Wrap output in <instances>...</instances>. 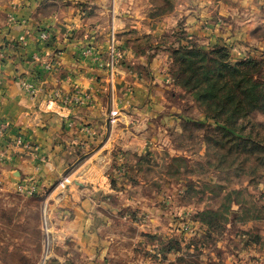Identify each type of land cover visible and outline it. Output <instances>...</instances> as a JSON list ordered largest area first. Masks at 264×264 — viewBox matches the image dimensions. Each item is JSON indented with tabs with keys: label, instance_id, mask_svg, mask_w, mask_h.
<instances>
[{
	"label": "rangeland",
	"instance_id": "374dc122",
	"mask_svg": "<svg viewBox=\"0 0 264 264\" xmlns=\"http://www.w3.org/2000/svg\"><path fill=\"white\" fill-rule=\"evenodd\" d=\"M61 3L111 31L122 56L100 67L127 85L110 100L128 104L139 80L143 102L119 104L125 120L92 145L100 178L81 167L91 153L67 170L84 210L76 228L72 215L51 219L48 190L0 182V264H264V0ZM189 45L208 52L207 75L180 61Z\"/></svg>",
	"mask_w": 264,
	"mask_h": 264
},
{
	"label": "crops",
	"instance_id": "0c3cea01",
	"mask_svg": "<svg viewBox=\"0 0 264 264\" xmlns=\"http://www.w3.org/2000/svg\"><path fill=\"white\" fill-rule=\"evenodd\" d=\"M61 2L0 0V47L4 51L0 120L10 123L6 135L0 139V152L4 155L0 162V182L5 188H11L19 185L17 182L34 179L37 189L48 190L47 208L51 219L56 217L55 212L65 219L72 215L73 220L64 222L67 227L76 228L84 210L77 204V189L71 185L75 182L77 169L66 176L67 170L78 164L83 152L91 153L81 167L85 166L86 176L101 177L93 170L98 168L91 164L92 159L98 157L92 156L97 149H92V145L99 139L102 143L109 133L112 135L111 123L125 120L123 116L112 115L119 111V104L122 107L129 104V112L131 107L136 112L143 102L140 95L145 87L139 80L134 82L133 97L128 104L122 100L117 103L116 98L110 100L113 92L117 95L120 92L119 86L122 89L127 85L124 78L118 83L112 82L105 76L104 66L100 67V61L109 52L107 43L111 31L98 34L106 24L104 20L94 26V22L100 21H95L92 14L84 12L86 18H83L85 16L77 13L73 6L65 10ZM90 4L84 5L86 10L93 7ZM111 28L115 35L119 34V21L113 19L109 30ZM44 31L51 33L49 39L41 38ZM87 48L91 49L89 55L83 52ZM52 61L56 62L57 68L48 70L45 65ZM19 77L41 86L43 91L37 99L23 91ZM55 90L66 93L73 100L69 103L49 101L50 93ZM81 91L92 92L94 99H84L86 93ZM77 94H80V101ZM146 105L144 118L155 113L152 104ZM19 136L30 146L19 144ZM45 218L47 220V216Z\"/></svg>",
	"mask_w": 264,
	"mask_h": 264
},
{
	"label": "built area",
	"instance_id": "2783aa9c",
	"mask_svg": "<svg viewBox=\"0 0 264 264\" xmlns=\"http://www.w3.org/2000/svg\"><path fill=\"white\" fill-rule=\"evenodd\" d=\"M50 37H51V33L49 31H44L41 33L42 39H49ZM108 43H109L108 44L109 45V51L111 52V56L113 57V61H115V59L119 58L122 55H121L119 49L116 47V45L114 43V39L111 40V38H109ZM90 53H91L90 48L85 49L84 54L89 55ZM3 60H4V51L0 47V77H1V74L3 71ZM45 67L48 70H55L57 68L56 62L52 61L50 63H47L45 65ZM18 82L20 84V87L23 89V91L25 93H27L32 99H37L39 97L40 93L43 91L41 86L36 85L35 83L29 81L27 78L19 77ZM83 96H84V99L89 100L87 93L84 94ZM76 97L78 98L77 99L78 101L81 100L80 94H77ZM76 97H74V99H76ZM48 98H49L48 99L49 101H63L66 103H69L70 101L73 100L71 98V96H69L66 93L59 91V90H55V91L51 92ZM81 102H83V101H81ZM9 127H10V123L8 121L0 120V139L6 135V132L9 130ZM18 143L24 144L26 147L30 146L29 143L24 141L22 136L18 137ZM0 147H1V142H0ZM3 159H4V155L2 152H0V162H2ZM18 188L20 189V191H22L24 193L33 194V193L37 192V185H36L35 181L32 179H28L25 181L23 180L22 182L19 183Z\"/></svg>",
	"mask_w": 264,
	"mask_h": 264
},
{
	"label": "trees",
	"instance_id": "16d2710c",
	"mask_svg": "<svg viewBox=\"0 0 264 264\" xmlns=\"http://www.w3.org/2000/svg\"><path fill=\"white\" fill-rule=\"evenodd\" d=\"M121 47H125V45H121ZM181 51H179L178 49V53H180L181 57H180V61L182 63L185 64V68H192L193 67V64H199L197 69L200 68V69H203L204 70H207V71H204V74L207 75L208 71H211V68H210V65L209 64H204L205 62V59L207 58V55H208V52L207 51H204L202 49H200L199 47L195 46V45H189L188 47H184L182 46L180 48ZM195 59V61H194ZM223 66H228L226 65L225 63H222ZM220 67H218L219 69ZM217 69V68H216ZM243 75V74H242ZM242 80L246 81V79H244V77L242 76L238 82H242ZM251 89L253 88L252 86L250 87ZM249 88H247V90H244V89H241V93L243 94H253L251 91L248 90ZM212 92L209 93V95H211Z\"/></svg>",
	"mask_w": 264,
	"mask_h": 264
},
{
	"label": "water",
	"instance_id": "95a60500",
	"mask_svg": "<svg viewBox=\"0 0 264 264\" xmlns=\"http://www.w3.org/2000/svg\"><path fill=\"white\" fill-rule=\"evenodd\" d=\"M17 175V173H15Z\"/></svg>",
	"mask_w": 264,
	"mask_h": 264
}]
</instances>
